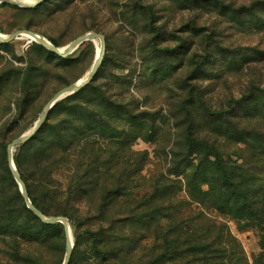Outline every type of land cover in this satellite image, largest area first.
<instances>
[{"label": "rangeland", "instance_id": "1", "mask_svg": "<svg viewBox=\"0 0 264 264\" xmlns=\"http://www.w3.org/2000/svg\"><path fill=\"white\" fill-rule=\"evenodd\" d=\"M227 4L234 9H242L234 15L229 12L226 16L228 18L216 20L217 31L222 34L221 41L225 43L223 45L264 51V0H225V5ZM220 9L221 6L214 10L201 1L191 8L188 0H44L33 8L0 4L2 36L15 32H32L50 43L53 42L59 49L87 33L100 34L105 40L103 59L89 87L83 89L70 106L61 104L54 109L50 119L45 121L48 127L40 136V141L29 143V139L23 148L20 145L13 151L14 159L20 156L29 162L33 150L51 140L54 130L59 135L56 140H60L62 145L68 136L75 135L70 152L58 155L59 164L53 174L56 195L37 200L38 206L47 212L45 217H65L68 221L72 243L68 264H134L145 254L150 255L154 238L152 224L149 223L148 229L143 228V219H137L134 223L116 224L123 214L126 215L131 210L129 203L128 206L121 207V199L119 204L108 205V212L103 217L96 214L94 217L98 219L95 220L90 216L101 204V198L116 189L113 180L122 174L120 171L123 168L118 166L112 170L99 169L96 172L89 170L87 176L82 178L84 168L81 163L86 159L84 155L91 152L92 155L87 156L90 161L101 159L100 163H104L111 157V149L114 152L113 161L123 158L120 157V144L109 146L108 141L100 136V127L94 131H85L82 126L85 122L74 120L83 114L84 107L96 105L95 101L98 102L100 94L131 96L140 111L155 113L159 117L167 116L168 98L179 93L175 89L186 84L185 78L190 72L184 52H179L182 51L180 45L190 40L199 43L202 24L209 22L208 19L212 20ZM145 10L151 13L154 22L152 26L157 29L158 35H162L167 45L180 54L173 60L175 68L171 69V73H157L156 76L148 73L146 77L137 78L138 54L142 49L139 44L143 42L144 35L147 36L151 31V28L144 27ZM206 11H211L212 16L206 14ZM245 11L250 14L246 16ZM191 17H195L194 26L197 29L189 27ZM228 19L233 21L227 22ZM152 33L155 34L154 31ZM129 36L135 38L131 56L126 43ZM29 42L25 36L18 35L10 42L0 43V203L4 207L0 210V264H62L67 235L60 224L59 229L49 230L44 229L38 219L28 218L19 187L12 175L5 171L6 166L8 167L6 149L9 143L31 131L43 108L57 91L86 78L98 55L100 42L86 41L65 58L47 51L34 41ZM138 45L140 48L137 53L134 51ZM246 70L245 65L241 69L237 65H224L220 70L215 64L207 72L197 73L195 77H199L197 84L215 108L225 101L229 93L237 96L244 89L249 78ZM93 109L98 110L95 107ZM72 112L74 116L71 115ZM69 121L72 124L68 125ZM99 121H103V118ZM157 127L152 138L154 142L138 138L132 146L136 154L146 155L141 172L145 182L133 197L140 200L138 204L142 205L134 213L136 217L141 211L149 212L152 209V202L145 200H149L152 184L157 177L164 175L170 159L166 156L167 150L162 149L169 148L173 142L170 123L165 121L162 124L160 121ZM226 154L228 156L224 158L229 157L231 162L241 156L238 150L232 149L226 150ZM127 156L131 158V168L134 167L137 156L131 153ZM242 159L237 162L241 163ZM118 164L121 165L119 162ZM87 177L89 184L86 185L83 180ZM136 179L135 175L130 181ZM139 183L141 185V181ZM201 190L204 194L208 188L204 185ZM144 196L145 199L141 200ZM205 196L207 197L199 202L193 201L181 181L178 199L185 202L184 208L191 210L195 214L194 218L201 216L200 220L195 221L197 227L205 225L207 221L214 223L216 227L225 225L229 234L241 245L248 263L253 264L264 247V228L245 227L244 223H238L219 213L213 208L212 198L206 194ZM138 204H133V207ZM182 214L185 215L184 212ZM110 225L116 228L109 233L103 232V243L123 248L128 244L127 240L134 238L138 241L134 254L126 255L124 252L112 255L105 261L95 255L89 232L99 228L104 231ZM142 237L146 239L142 240Z\"/></svg>", "mask_w": 264, "mask_h": 264}, {"label": "trees", "instance_id": "2", "mask_svg": "<svg viewBox=\"0 0 264 264\" xmlns=\"http://www.w3.org/2000/svg\"><path fill=\"white\" fill-rule=\"evenodd\" d=\"M199 1L206 6L210 5L214 10L220 6L221 9L213 15L212 20L208 19L209 22L202 24L200 29L202 37L199 43L190 40L185 44H179L182 48L179 52H184L190 72L185 78L186 84L175 89L179 93L168 98L167 116L159 117L155 113L140 111L131 96L100 94L98 102L95 101L96 105L84 107L83 114L74 120L85 122L82 125L85 131H94L100 127L102 132L100 136L108 141L109 146L120 144L122 154L120 157L123 158L121 160H112L114 152H111V149H109L111 157L104 163H100L101 159L90 161L87 156H91V152L89 155H84L86 159L81 163L84 168L82 178L87 176L89 170L96 172L99 169L112 170L118 166L123 168L120 171L122 174L113 180L116 189L101 198V204L90 216L95 220L98 219L94 217L96 214L103 217L108 212V205L119 204L121 199L123 200L121 207L128 206L129 203L131 210L127 211L126 215L123 214L116 224L134 223L138 221L137 219L144 220L142 221L145 229L149 228V223L152 224L154 238L151 253L138 258L134 264L141 261L146 264H249L241 245L229 234L225 225L216 227L214 223L207 221L205 225L197 227L195 221L200 220L201 216L194 218L195 214L184 208L185 202L178 199L181 181L187 195L193 201L199 202L207 197L206 194L212 198L213 208L219 213L229 216L238 223H244L245 227L264 228V51L223 45L225 43H222V34L217 31L216 20L223 19L230 13L237 14L242 7L239 8L240 10L234 9L230 4L225 5V0H188L191 8ZM249 11H245L246 16L250 14ZM205 13L212 16L211 11ZM152 19L151 13L145 10L144 27L151 28V31L147 36L144 35L143 42L139 44L142 49L138 54L137 78L146 77L148 73L152 76H156L157 73L162 75L171 73V69L175 68L173 60L180 54L167 45L162 35H158L157 29L152 26L154 23ZM231 20L228 19L227 22H232ZM194 25L195 17H191L189 27L193 28L196 26ZM153 31L155 34L152 33ZM194 35L197 36L196 33ZM126 43L130 48L131 56L135 38L127 37ZM139 45L135 47L134 52L139 50ZM215 64L220 70L224 65H237L240 69L245 65L249 78L243 86L244 89L237 96L229 93L225 101L214 108L205 98L204 91L197 84L199 77L195 75L203 74ZM89 84L83 89L88 88ZM83 89L57 102L49 111V117H46L45 121L50 119L52 112L59 105L70 106ZM92 106L98 110L93 109ZM71 115L74 116V113L72 112ZM100 118H103V121H99ZM160 121L162 124L165 121L170 123L169 129L173 131L171 146L162 147L163 150H167L166 156L168 155L170 159L166 161L168 167L164 175L157 177L152 184L149 200L147 198L145 200L152 202V209L149 212L141 211L136 217L134 213L142 205L138 204L140 200L133 197L145 182L141 172L146 162V155L136 154L132 146L138 138L154 142L152 138ZM70 124L72 122L69 121L68 125ZM47 127L48 123L44 122L29 143L40 141V136ZM69 130L72 131L73 128ZM57 133L54 130L51 140L40 142L43 144L33 150L29 162L20 156L13 158L31 204L44 216L47 212L38 206L37 200L56 195L53 174L59 164L58 155L61 152H70L75 137L74 134L68 136L67 141L62 145L60 140L59 142L56 140L59 137ZM25 145H21V148ZM228 149L239 151L241 156H238V159L243 158L241 163L237 162L238 159L231 162L229 157L224 158L228 156L226 154ZM129 153L138 158L132 168L133 165L129 164L131 158L127 156ZM163 155L165 157V154ZM5 171L11 175L7 166ZM135 175L137 179L131 182V178ZM83 181V184H89L88 177ZM204 185L208 190L203 194L201 189ZM142 199H145V196ZM135 203L138 205L133 207ZM0 206V210H3L1 203ZM24 209L28 218L37 219L25 206ZM183 212L185 215L182 214ZM40 225L44 229H59V224L49 225L40 221ZM114 228L116 227L110 225L104 231L99 228L89 232L94 247L92 250L103 261L112 255L124 252L130 255L136 252L138 241L134 238L127 240L128 244L123 248L121 246L114 248L103 243L104 233L114 231ZM144 239L146 237H142V240ZM253 264H264V247Z\"/></svg>", "mask_w": 264, "mask_h": 264}, {"label": "water", "instance_id": "3", "mask_svg": "<svg viewBox=\"0 0 264 264\" xmlns=\"http://www.w3.org/2000/svg\"><path fill=\"white\" fill-rule=\"evenodd\" d=\"M42 1H44V0H34V2L32 4H23L18 0H0V4L8 3V4L15 5L19 8H33V7L37 6L39 3H41ZM21 33H30L33 37L32 40L37 45L45 48L47 51H49V52H51V53H53L59 57H62V58L67 57L69 54H71L73 51H75L81 44H83L86 41L99 40V42H100V52H99L98 58L96 60H94V62L92 63L91 68H90L86 78L81 83L76 82L74 84L63 87L59 91H57L52 96V98L48 101V103L45 105V107L43 108V111L41 112L37 122L34 124L31 131L27 134L22 135L21 137L17 138L16 140L12 141L11 143H9V145L7 146V149H6V159H7V164H8L10 173H11L14 181L16 182V184L19 187V190H20L21 195L23 197V201H24L26 208L37 219H39L44 224H49V225L60 224V225H62L64 233H66V235H67L66 252H65V256H64V260H63L62 264H68L69 259H70V255H71V250H72V243L69 241V237H68V232H69L68 221L65 217H45L43 214L40 213V211L37 208H35L31 204V202L28 198L26 189H25V185H24L23 181L21 180V178H20V176H19V174L15 168V165L13 162V151L16 147L24 144L25 142H27L29 139H31L35 135V133L40 129V127L45 122V119H46L49 111L53 108V106L57 102H59L62 99L66 98L68 96H71L72 94L80 91L81 89L86 87L93 80L96 72L99 69L100 63L103 59L105 40H104V37L100 34L87 33V34L81 35V36L77 37L76 39H74L73 41H71L68 45L63 47V50L61 51L58 47L51 44L49 41H47L42 36H40L36 33L23 31V32H15V33H13L9 36H5V37H3L0 34V43L10 42V41L16 39L18 37V35H20ZM30 42H32V41H30Z\"/></svg>", "mask_w": 264, "mask_h": 264}, {"label": "bare ground", "instance_id": "4", "mask_svg": "<svg viewBox=\"0 0 264 264\" xmlns=\"http://www.w3.org/2000/svg\"><path fill=\"white\" fill-rule=\"evenodd\" d=\"M18 1H20L23 4H32L34 2V1H30V0H18ZM20 36H25L28 39V41H33L32 40L33 37H32V35L30 33H21ZM3 37H5V36H3ZM60 50L62 51L63 48L60 49ZM99 52H100V49H99ZM99 52H98V55H99ZM98 55H97L96 59L98 58ZM82 81L83 80L79 81L78 83H81ZM68 237H69V241L71 242V237L69 235V232H68Z\"/></svg>", "mask_w": 264, "mask_h": 264}]
</instances>
